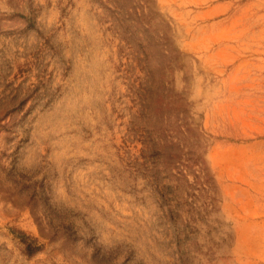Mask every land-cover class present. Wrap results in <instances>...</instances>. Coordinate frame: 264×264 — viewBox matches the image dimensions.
Returning a JSON list of instances; mask_svg holds the SVG:
<instances>
[{
    "label": "rangeland",
    "instance_id": "1",
    "mask_svg": "<svg viewBox=\"0 0 264 264\" xmlns=\"http://www.w3.org/2000/svg\"><path fill=\"white\" fill-rule=\"evenodd\" d=\"M148 1L217 211L186 253L138 141V43L105 0H0V264H264V0Z\"/></svg>",
    "mask_w": 264,
    "mask_h": 264
},
{
    "label": "trees",
    "instance_id": "2",
    "mask_svg": "<svg viewBox=\"0 0 264 264\" xmlns=\"http://www.w3.org/2000/svg\"><path fill=\"white\" fill-rule=\"evenodd\" d=\"M105 4L128 39L138 43L136 68L144 75L136 76L133 84L144 110L139 115L149 124L138 131V141L143 145L147 178L170 202L178 244L185 238L188 253V247L197 246L190 237L198 235L199 227L217 211L218 187L206 160L203 129L189 101L164 82L181 53L171 43L169 25L162 18L156 21L160 15L148 0H105ZM184 212L186 218L181 219ZM25 244L29 256L41 250L33 243Z\"/></svg>",
    "mask_w": 264,
    "mask_h": 264
}]
</instances>
